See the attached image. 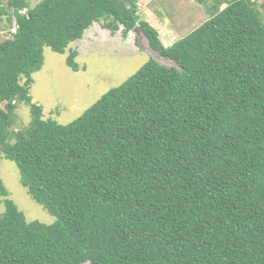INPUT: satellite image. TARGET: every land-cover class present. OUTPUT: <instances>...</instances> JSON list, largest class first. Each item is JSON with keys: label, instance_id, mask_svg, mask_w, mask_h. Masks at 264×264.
I'll return each mask as SVG.
<instances>
[{"label": "trees", "instance_id": "1", "mask_svg": "<svg viewBox=\"0 0 264 264\" xmlns=\"http://www.w3.org/2000/svg\"><path fill=\"white\" fill-rule=\"evenodd\" d=\"M1 2L0 18L15 28L0 42V151L55 220L27 221L0 179V264H264V15L255 0L215 1L169 45L140 18L138 0ZM95 21L123 37L140 30L175 65L149 58L69 123L43 118L29 94L43 47L63 53ZM77 54L65 58L75 71ZM16 101L31 114L17 132Z\"/></svg>", "mask_w": 264, "mask_h": 264}, {"label": "rangeland", "instance_id": "2", "mask_svg": "<svg viewBox=\"0 0 264 264\" xmlns=\"http://www.w3.org/2000/svg\"><path fill=\"white\" fill-rule=\"evenodd\" d=\"M6 5L7 0H1ZM40 0H25L33 6ZM215 1L221 7L229 0H138V13L158 31L163 45L183 37L210 16V8ZM262 11L264 0H255ZM12 14V9H7ZM15 28V20L7 15L0 18V42L10 37ZM121 30L110 31L93 22L84 30L81 38L71 42L63 53H56L44 46L43 63L39 70L31 74L29 85L31 101L42 107L43 118H50L60 124H67L78 117L103 93L122 83L149 58L160 64L171 66L173 61L161 57L150 48L145 35L138 29L121 36ZM69 49L77 50L74 58L78 70H72L65 63ZM11 129L22 131L28 125L31 114L29 103L16 101ZM2 106V105H1ZM3 108V106L1 107ZM0 179L11 198L23 212L27 221L38 220L50 224L55 217L34 201L20 184L16 165L3 157L0 151ZM1 201L2 198L0 197ZM3 209L1 203L0 210ZM87 264V263H82Z\"/></svg>", "mask_w": 264, "mask_h": 264}, {"label": "crops", "instance_id": "3", "mask_svg": "<svg viewBox=\"0 0 264 264\" xmlns=\"http://www.w3.org/2000/svg\"><path fill=\"white\" fill-rule=\"evenodd\" d=\"M122 36V35H121ZM126 37H128V35L126 36ZM170 44V43H169ZM169 44H167V45H169ZM166 45V44H165Z\"/></svg>", "mask_w": 264, "mask_h": 264}]
</instances>
